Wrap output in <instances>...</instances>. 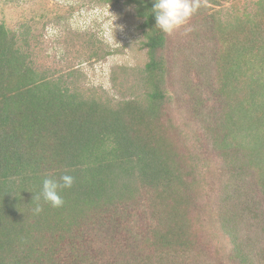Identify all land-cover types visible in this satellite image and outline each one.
<instances>
[{
  "label": "trees",
  "instance_id": "16d2710c",
  "mask_svg": "<svg viewBox=\"0 0 264 264\" xmlns=\"http://www.w3.org/2000/svg\"><path fill=\"white\" fill-rule=\"evenodd\" d=\"M127 2L148 55L147 91L130 100L46 72L0 23V264H264V0L230 30L205 17L213 47L195 95L189 72L181 90L169 85L170 35L153 0ZM62 174L74 177L63 206L41 199L35 214L43 179ZM199 174L223 186L228 240L210 250L197 232Z\"/></svg>",
  "mask_w": 264,
  "mask_h": 264
},
{
  "label": "rangeland",
  "instance_id": "374dc122",
  "mask_svg": "<svg viewBox=\"0 0 264 264\" xmlns=\"http://www.w3.org/2000/svg\"><path fill=\"white\" fill-rule=\"evenodd\" d=\"M203 2L200 13L198 10L186 26L170 34L167 49L171 67L169 85L181 90L183 78L189 72L190 95H195L199 88V71L205 67L206 52L213 47L205 39V34L208 36L202 27L205 17L214 13L230 30L257 8L255 0ZM0 23L16 33L19 41L27 42L33 59L46 72L69 75V81L84 88L94 87L114 101L140 98L147 91L143 71L148 55L142 20L127 0H0ZM214 43L218 50L217 42ZM172 111L179 123L187 114L178 105ZM214 157L215 154L209 156L208 165L219 173L224 167L228 176L222 158ZM199 180L197 189L203 207L200 218L204 227L197 232L210 250L228 240L222 230L218 205L223 186L221 180L215 182L200 174ZM253 230L257 232L252 228L243 235L248 236Z\"/></svg>",
  "mask_w": 264,
  "mask_h": 264
},
{
  "label": "clouds",
  "instance_id": "9594fccd",
  "mask_svg": "<svg viewBox=\"0 0 264 264\" xmlns=\"http://www.w3.org/2000/svg\"><path fill=\"white\" fill-rule=\"evenodd\" d=\"M201 7L202 0H153L151 13L155 18V27L170 35L178 28L186 26ZM73 183L74 177L69 174H62L59 179L44 178L40 193L33 197L37 201L34 213L43 211L41 199L53 208L63 206L64 200L60 193L63 189L71 188Z\"/></svg>",
  "mask_w": 264,
  "mask_h": 264
}]
</instances>
